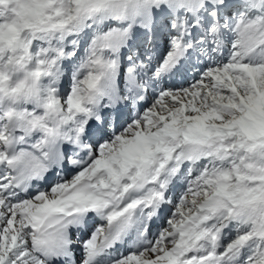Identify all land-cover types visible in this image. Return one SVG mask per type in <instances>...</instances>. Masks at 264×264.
<instances>
[{
  "label": "snow or ice",
  "instance_id": "obj_1",
  "mask_svg": "<svg viewBox=\"0 0 264 264\" xmlns=\"http://www.w3.org/2000/svg\"><path fill=\"white\" fill-rule=\"evenodd\" d=\"M0 264H264V0H0Z\"/></svg>",
  "mask_w": 264,
  "mask_h": 264
}]
</instances>
